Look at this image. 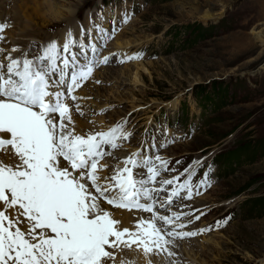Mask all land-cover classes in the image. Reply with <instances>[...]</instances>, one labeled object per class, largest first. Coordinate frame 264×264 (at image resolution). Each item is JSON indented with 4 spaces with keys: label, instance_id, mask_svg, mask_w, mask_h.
<instances>
[{
    "label": "rangeland",
    "instance_id": "374dc122",
    "mask_svg": "<svg viewBox=\"0 0 264 264\" xmlns=\"http://www.w3.org/2000/svg\"><path fill=\"white\" fill-rule=\"evenodd\" d=\"M48 1L59 7L72 4L82 19L89 6L96 12L94 5L101 0ZM104 1V16L116 7L122 11L121 17L105 21L109 32L116 29L113 48L125 51V57L143 55L121 64L110 60L96 80L84 83L81 98H89L81 105L82 118L97 130L100 122L111 125L128 116L130 126L150 129L159 139L167 128L165 120H171L175 139L163 151L181 156L183 166L204 163L192 178L193 189L206 172L215 176L198 199V206L213 208L200 225L229 208L232 212L226 223L214 222L206 235L175 242L176 255H164L167 264H264V0ZM42 2L17 1L10 41L14 37L22 43L27 31L53 37L65 27V21H59L60 26L50 29L56 20L43 23L31 15L33 9L27 8ZM125 8L131 15L127 23L122 22ZM1 16L7 20L10 14L4 11ZM66 16L76 21L77 15ZM140 134L135 128L123 148L139 146ZM104 164L112 173L110 161ZM179 165L170 162L172 169Z\"/></svg>",
    "mask_w": 264,
    "mask_h": 264
},
{
    "label": "snow or ice",
    "instance_id": "6c2138e0",
    "mask_svg": "<svg viewBox=\"0 0 264 264\" xmlns=\"http://www.w3.org/2000/svg\"><path fill=\"white\" fill-rule=\"evenodd\" d=\"M130 18L125 8L122 22ZM8 26L0 22V41ZM80 27L79 37L69 29L62 43L52 40L41 45L38 55L23 52L14 58L11 53L18 48L6 55L0 48V152H10L13 159L9 164L0 158V264H115L116 251L133 250V245L146 256L174 257L169 246L174 247L176 239L198 234L176 231L186 227L178 221L188 213L166 215L157 210H170L173 198H180L182 192L184 198L193 196L194 166L185 169L186 175L180 174L185 175L183 182L180 175L157 181L169 171V161L158 150L174 138L162 133L158 142L146 130L141 150L125 157L124 166L117 165L111 176L99 175L108 167L99 162L112 155L107 149L122 147L133 133L127 130L126 120L108 130L76 132L68 101L83 99L73 93L96 67L110 62L111 56L99 54L116 31L95 23ZM73 106L84 115L79 103ZM149 148L156 152L149 154ZM169 185H173L170 196L161 199L160 193ZM199 186H210L207 172ZM102 201L152 215L139 219L133 230L121 229ZM9 209L15 215L6 214ZM204 231L211 228L199 230ZM121 264L130 262L122 259Z\"/></svg>",
    "mask_w": 264,
    "mask_h": 264
},
{
    "label": "bare ground",
    "instance_id": "6f19581e",
    "mask_svg": "<svg viewBox=\"0 0 264 264\" xmlns=\"http://www.w3.org/2000/svg\"><path fill=\"white\" fill-rule=\"evenodd\" d=\"M17 1L18 0H0V12H1V15L4 13V11L9 12L10 16L7 19V21H9L11 24L14 23V21H15V14L17 16V13H16L17 12V8H16ZM35 3L37 4V2H35ZM36 4H35V6H30L29 8H27V9H33V11L31 12V15L39 17V18H42L43 19V23L49 22V24H50V23H53L52 22L53 20H56V22H54L52 24L53 26L58 25L59 21H61V22L67 21L69 23H72L73 21L70 19L72 17L69 16V18H67L68 16H66V15H68V13H72L73 15L74 14L76 15V13L79 11L78 10V11L74 12L72 4H71V6L68 5V4H65V5L70 6L68 8L66 7L67 8L66 9L67 13L65 15V13H64L65 10L63 9L65 5H62V7L54 6L53 2L48 1V0H43V2L41 4L39 3L40 5L39 4L36 5ZM14 5H16V6L13 7ZM45 6L48 7L46 10L44 9ZM42 9H44V11H42ZM5 14H6V12H5ZM3 19H5V18H3ZM36 32L33 33L31 31H27L24 34V36H26V37H31V36L42 37V38H44L46 40L50 39L49 37L51 35L48 34L47 32L43 33V31H42V32H39L41 34H38V35L36 34ZM64 33L65 32H63L62 35H61V40H64V35H65ZM31 38H34V37H31ZM21 42H23V41H21ZM16 43H18V40H17ZM25 43L29 44L32 47L36 46L38 44L37 42H33V41L29 42V40H25ZM20 44H22V43H20ZM121 47H122V44H121ZM72 119L76 122V126L79 129H86L88 127V123L82 117L76 116V117H74ZM89 127H90V125H89ZM0 158H4L5 162L9 163V164H11V162L13 161V159L11 158V153L10 152H8V153L0 152ZM108 211L111 213L113 219L120 221L119 227L121 229L122 228H128L130 230H133L135 228V224L140 219V217L137 216L138 215L137 211H134V210L129 211L127 209H117V210H108ZM11 213L13 215H15V213L13 212L12 209H11ZM135 247L136 246L133 245V250L125 249L122 252L121 251H116L115 264H121L122 259H124L126 261H129L130 264H149V261H151V264H167V261H166L165 256L163 254H160L159 256H157L155 254H151L150 253V254H148L146 256L143 253L142 250L141 251L135 250ZM109 264H112V262H109Z\"/></svg>",
    "mask_w": 264,
    "mask_h": 264
},
{
    "label": "trees",
    "instance_id": "16d2710c",
    "mask_svg": "<svg viewBox=\"0 0 264 264\" xmlns=\"http://www.w3.org/2000/svg\"><path fill=\"white\" fill-rule=\"evenodd\" d=\"M239 152V151H238ZM246 152H249V151H246Z\"/></svg>",
    "mask_w": 264,
    "mask_h": 264
}]
</instances>
